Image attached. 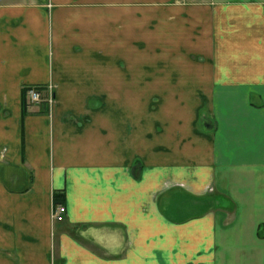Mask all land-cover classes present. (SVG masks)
Masks as SVG:
<instances>
[{
	"label": "crops",
	"instance_id": "1",
	"mask_svg": "<svg viewBox=\"0 0 264 264\" xmlns=\"http://www.w3.org/2000/svg\"><path fill=\"white\" fill-rule=\"evenodd\" d=\"M0 264H264V0H0Z\"/></svg>",
	"mask_w": 264,
	"mask_h": 264
},
{
	"label": "built area",
	"instance_id": "2",
	"mask_svg": "<svg viewBox=\"0 0 264 264\" xmlns=\"http://www.w3.org/2000/svg\"><path fill=\"white\" fill-rule=\"evenodd\" d=\"M26 94L28 98V104L34 105L47 100L49 104H53L55 101V85L48 83L47 85L30 84L26 87ZM66 205L64 203H58L52 210V220L54 222L63 221L66 214Z\"/></svg>",
	"mask_w": 264,
	"mask_h": 264
},
{
	"label": "rangeland",
	"instance_id": "3",
	"mask_svg": "<svg viewBox=\"0 0 264 264\" xmlns=\"http://www.w3.org/2000/svg\"><path fill=\"white\" fill-rule=\"evenodd\" d=\"M194 0H138L139 12L140 14L146 12L148 7L158 8L165 7L168 11H175V8H180V6L188 3H193ZM139 71H145L144 69L139 68ZM79 227L71 226L70 230L76 232Z\"/></svg>",
	"mask_w": 264,
	"mask_h": 264
},
{
	"label": "trees",
	"instance_id": "4",
	"mask_svg": "<svg viewBox=\"0 0 264 264\" xmlns=\"http://www.w3.org/2000/svg\"><path fill=\"white\" fill-rule=\"evenodd\" d=\"M26 109L24 108V113H27V106L29 105L28 103L25 104ZM65 201V193L64 191H57L54 193V203L57 205L58 203H64Z\"/></svg>",
	"mask_w": 264,
	"mask_h": 264
}]
</instances>
